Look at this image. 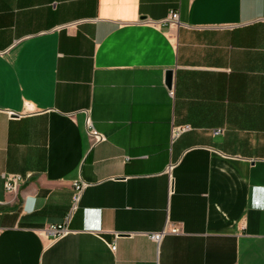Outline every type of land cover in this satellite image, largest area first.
I'll return each mask as SVG.
<instances>
[{"label":"crops","instance_id":"1","mask_svg":"<svg viewBox=\"0 0 264 264\" xmlns=\"http://www.w3.org/2000/svg\"><path fill=\"white\" fill-rule=\"evenodd\" d=\"M0 264H264V0H0Z\"/></svg>","mask_w":264,"mask_h":264},{"label":"built area","instance_id":"2","mask_svg":"<svg viewBox=\"0 0 264 264\" xmlns=\"http://www.w3.org/2000/svg\"><path fill=\"white\" fill-rule=\"evenodd\" d=\"M163 24H169V25H178L179 23V13L177 11H172L169 15V17L162 21ZM189 129V127H184V128H176L174 129V137L180 135L183 131ZM88 132L89 135L92 139V143L97 144L101 143L105 140V137L98 133L92 124L89 122L88 123ZM24 179L20 175H8L5 178V189L8 192H15L17 191L18 187L23 183ZM89 186L88 183L84 181H76L73 184V197H72V207L69 215L67 216V221L71 218L72 213L78 210L83 193L85 189ZM47 231L50 233H54L56 236L63 235L69 231L68 226L65 224L62 225H49L47 228ZM178 228H173L169 230L168 228H165L163 231L158 232V233H151L150 238L155 241L156 243H159L163 240V238L169 234V233H179ZM113 250H116V246H113Z\"/></svg>","mask_w":264,"mask_h":264},{"label":"water","instance_id":"3","mask_svg":"<svg viewBox=\"0 0 264 264\" xmlns=\"http://www.w3.org/2000/svg\"><path fill=\"white\" fill-rule=\"evenodd\" d=\"M173 77H174V72L172 70L168 71L166 77V84L169 89H172L173 87Z\"/></svg>","mask_w":264,"mask_h":264}]
</instances>
